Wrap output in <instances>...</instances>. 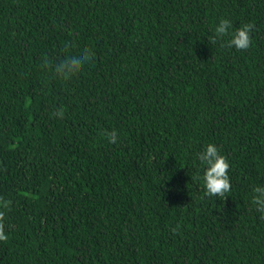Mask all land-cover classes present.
<instances>
[{"label": "trees", "instance_id": "obj_1", "mask_svg": "<svg viewBox=\"0 0 264 264\" xmlns=\"http://www.w3.org/2000/svg\"><path fill=\"white\" fill-rule=\"evenodd\" d=\"M221 18L248 49L210 43ZM66 41L95 56L64 82L40 65ZM209 143L225 199L194 178ZM257 184L264 0H0V264H264Z\"/></svg>", "mask_w": 264, "mask_h": 264}, {"label": "clouds", "instance_id": "obj_2", "mask_svg": "<svg viewBox=\"0 0 264 264\" xmlns=\"http://www.w3.org/2000/svg\"><path fill=\"white\" fill-rule=\"evenodd\" d=\"M232 22L227 18H221L215 27L216 35L210 40V43L224 46V37L230 36L227 40L228 47H235L238 50L248 49L251 45V36L254 25L246 23L241 27L232 31ZM71 35V33H70ZM75 41H66L62 49L63 55L56 60L51 59L47 55L43 57L40 67L47 72H50L57 79L67 82L78 76L84 66L93 61L95 53L90 47L80 48L78 52L72 53L71 49L75 47ZM65 111L63 107L57 108L53 116L63 119ZM108 139L109 143H115L118 140V134L115 129L111 131L105 130L103 133ZM199 162L205 166L202 177L205 195L209 197H222L225 199L226 195L231 192V181L229 177V161L225 155H222L218 147L209 143L204 151L198 154ZM10 201L4 200L0 197V241H7L8 235L5 233V211L10 206ZM251 204L255 210L261 213V219H264V184H257L252 189ZM177 228H173L174 233Z\"/></svg>", "mask_w": 264, "mask_h": 264}]
</instances>
